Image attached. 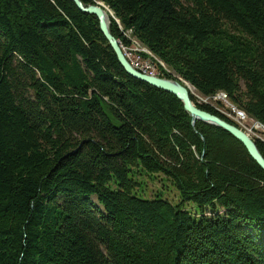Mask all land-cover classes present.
<instances>
[{
    "label": "trees",
    "instance_id": "1",
    "mask_svg": "<svg viewBox=\"0 0 264 264\" xmlns=\"http://www.w3.org/2000/svg\"><path fill=\"white\" fill-rule=\"evenodd\" d=\"M81 1L264 125V0ZM140 172L177 202L138 194ZM0 264H264V170L127 74L71 0H0Z\"/></svg>",
    "mask_w": 264,
    "mask_h": 264
},
{
    "label": "rangeland",
    "instance_id": "2",
    "mask_svg": "<svg viewBox=\"0 0 264 264\" xmlns=\"http://www.w3.org/2000/svg\"><path fill=\"white\" fill-rule=\"evenodd\" d=\"M95 2H99V1H95ZM90 4H93V3H90ZM101 4H102V8L105 11V14L107 16L109 30H110L109 17L111 16L116 21V23L118 25V29L120 30V33L122 34V37L124 38V39H120V37L116 38L111 33L115 37V39L117 40V43H118V45H119L124 57L126 58V60L130 63L129 59L125 55L124 50L125 49H134V50L139 51L141 53V58L143 59V61H145L147 64H149L151 70H153V74H148L146 72H142L141 70H138L140 73L148 74V75H154V76H157V77H165V76H163L164 74L171 73L175 78H173V76H172V78H169V77H167V78L178 80L185 87H186V85H188L187 87L189 89L187 87H186V89L189 92V96H190V99L193 102V104H195V105L196 104H205L206 106L210 107L211 109H213L216 112H218L219 114H221L222 117H225L228 120H230V123H232L235 126H237L239 129H241L243 132H245L254 141L256 139H258V140H261V141L264 142V125L262 123H260L259 121L253 119L247 113H246V115L248 117H245V119H243L241 116H239V118L234 117L235 113L237 112L236 110L243 111L244 113H245V111L242 110L237 104H235L224 91L219 92L218 95L217 94L215 95V93H213L211 95H206V96L202 95L200 92H198V90H196V88L193 85H191L190 83H188L187 81L183 80L181 77L176 75L174 72H172L169 69V67L164 63V61H162L159 57H157L145 44H143L141 42V40H139L133 34V30L131 28H123L121 26L120 22L118 21V19H116L113 16L112 12L106 6H104L103 3H101ZM98 27H99V25H98ZM130 65H131V63H130ZM136 70H137V68H136ZM241 85L243 87L242 82H241ZM222 92L226 94V96H227L226 98H221L220 97ZM192 97H193V99H192ZM200 109H202V108H200ZM202 110H204V109H202ZM214 115H216V114H214ZM195 121L196 120L193 121L192 117H191V123L193 124ZM198 121H200V120H198ZM203 123H205V122H203ZM206 124H208V123H206ZM134 177L137 178V180L140 182V185L137 188V193L140 194L141 196L146 197V198H153L157 194H159L161 197L167 198L171 202H174V203L177 202V200H178L177 190L173 187L171 182H169L167 179H164V178L161 179L162 178L161 175L146 174L145 172H140V174H136V175H134ZM92 199L95 201L96 200L95 196H93ZM186 208H192V211L194 213H195V210H197L199 212V208L197 206L193 205V204H187ZM221 211L222 210L220 209L219 212H221ZM211 213H212V209H209V208H206L205 211H204V214L208 215V216L211 215Z\"/></svg>",
    "mask_w": 264,
    "mask_h": 264
},
{
    "label": "water",
    "instance_id": "3",
    "mask_svg": "<svg viewBox=\"0 0 264 264\" xmlns=\"http://www.w3.org/2000/svg\"><path fill=\"white\" fill-rule=\"evenodd\" d=\"M72 1L82 12L91 14L97 18L100 32L107 40L108 44L116 55L118 62L127 74L176 96L182 102L185 111L191 115L193 121L200 120L202 122L218 126L229 132L234 138L239 140L244 145L251 158L264 170V157L258 149L256 142L245 132L223 118L202 110L193 104L188 90L178 80L143 74L130 65V63L124 57L117 40L109 30L107 16L100 2L84 4L81 0Z\"/></svg>",
    "mask_w": 264,
    "mask_h": 264
},
{
    "label": "built area",
    "instance_id": "4",
    "mask_svg": "<svg viewBox=\"0 0 264 264\" xmlns=\"http://www.w3.org/2000/svg\"><path fill=\"white\" fill-rule=\"evenodd\" d=\"M126 57L129 59L130 63L137 68V70H141L142 72H146L148 74H153V70H151L150 65L147 64L143 59L141 58V53L138 51H135L134 49H125L124 50ZM221 98H226V94L224 93V96H220ZM232 110V109H231ZM234 117L239 118L241 116L243 119L245 117H248L246 113L240 110H236Z\"/></svg>",
    "mask_w": 264,
    "mask_h": 264
},
{
    "label": "bare ground",
    "instance_id": "5",
    "mask_svg": "<svg viewBox=\"0 0 264 264\" xmlns=\"http://www.w3.org/2000/svg\"><path fill=\"white\" fill-rule=\"evenodd\" d=\"M136 51V50H135ZM139 52V51H138ZM132 65V64H131ZM133 66V65H132ZM134 67V66H133ZM135 68V67H134ZM136 69V68H135ZM188 85H186V87H187ZM188 88V87H187ZM189 89V88H188ZM221 96H224V93L222 92L221 93ZM218 116V115H217ZM220 117V116H219Z\"/></svg>",
    "mask_w": 264,
    "mask_h": 264
}]
</instances>
